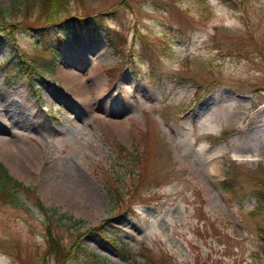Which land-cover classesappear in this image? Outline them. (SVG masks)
I'll return each mask as SVG.
<instances>
[{
  "label": "rangeland",
  "instance_id": "rangeland-1",
  "mask_svg": "<svg viewBox=\"0 0 264 264\" xmlns=\"http://www.w3.org/2000/svg\"><path fill=\"white\" fill-rule=\"evenodd\" d=\"M19 1L0 0V162L64 216L63 264H264V0H65L50 26ZM131 168L119 214L110 178ZM66 181L96 205L51 196ZM18 195L0 202V264H57Z\"/></svg>",
  "mask_w": 264,
  "mask_h": 264
},
{
  "label": "trees",
  "instance_id": "trees-1",
  "mask_svg": "<svg viewBox=\"0 0 264 264\" xmlns=\"http://www.w3.org/2000/svg\"><path fill=\"white\" fill-rule=\"evenodd\" d=\"M14 2V0H11V4ZM22 5V9L19 11H25V12H30L31 10H36L38 12V19H42L45 21V25H52L56 23V17L58 14H61L63 12H55L51 13L52 8L58 7L63 9L64 5L66 4L65 0H22L19 1ZM32 7V8H31ZM1 9L3 11V8H0V14H1ZM57 10V9H55ZM36 12V13H37ZM3 14V13H2ZM41 15V16H40ZM1 23V22H0ZM80 23V21L78 22ZM96 28V23H86L82 22L79 26H77L76 23L70 24V26L67 28L68 30L71 31V33L74 35L76 38L74 41H77L79 38V34L82 33L84 29L88 28ZM108 39V44L110 47L114 48L111 39L109 36H107ZM60 44H61V38L58 36L57 43L55 47L50 50L51 54V61H54L55 58L57 57V54L60 51ZM42 64L47 65L46 61H43ZM31 66V71H38V68L36 65L32 64ZM52 72V70H50ZM32 72H28V83L29 86L31 87V90L35 93L37 90L34 89V84L32 82V77L31 74ZM136 153L133 154V156H136V160L133 161V166L137 165L139 160L142 158V154L145 155L144 153H140L135 149ZM132 156V158H133ZM145 158V157H144ZM117 170L114 171L113 176L110 178V187L108 188V196L110 200L114 203V207L117 209V213L122 214L129 212L132 208V204H128L126 206H123V199L125 195H127V190L128 187L136 184V181L139 180V173L136 172L133 168L129 170V173H131L129 176L131 177L132 180H129L128 182L126 179H123L122 174L116 175ZM138 173V174H135ZM116 181V184L113 186V184ZM130 182V183H129ZM221 184V189L226 192V193H232L231 190H229L228 187L223 186ZM124 186L125 190H123L122 186ZM125 191V192H124ZM18 192H22L27 199L32 200L34 205L37 206L39 211L44 214L45 217V237L48 242V249L50 253H53L55 255L56 263L57 264H63L64 262L68 261V259L71 257V252L69 249H65L62 247V245L58 242L55 234V227L58 225V221H61L62 218H64L63 215L59 216L58 218H53L52 215L48 214L49 209L44 208L42 203L38 200L37 196L34 194V191L32 188L29 186L24 185L21 183L19 180L14 178L8 170L4 167V165L0 162V202L2 203H9L15 207H19L21 204L24 203V199L21 198L18 195ZM258 202L264 207V196L263 195H258L257 196ZM89 233L95 232L96 235H100L101 237L105 238L103 233L100 230V226H93L88 230ZM259 236H260V241L264 243V227L259 228ZM112 240V239H111ZM109 240V241H111ZM77 246V243H75L74 247ZM84 258L87 257V255H83ZM144 264H156V262L152 260H147Z\"/></svg>",
  "mask_w": 264,
  "mask_h": 264
},
{
  "label": "bare ground",
  "instance_id": "bare-ground-1",
  "mask_svg": "<svg viewBox=\"0 0 264 264\" xmlns=\"http://www.w3.org/2000/svg\"><path fill=\"white\" fill-rule=\"evenodd\" d=\"M229 114H225L226 116H230L232 112V108H229L227 111ZM213 120V119H212ZM212 123V121H210ZM49 191L51 192V196L59 197L60 199L66 201L67 203H75L81 205H88L93 207L95 204L94 198L92 194H89L76 182H68L64 185H54L49 187ZM50 194V193H49Z\"/></svg>",
  "mask_w": 264,
  "mask_h": 264
}]
</instances>
